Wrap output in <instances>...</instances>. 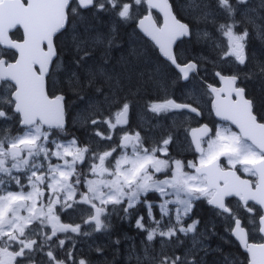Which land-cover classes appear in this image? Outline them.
<instances>
[{"label": "snow or ice", "instance_id": "1", "mask_svg": "<svg viewBox=\"0 0 264 264\" xmlns=\"http://www.w3.org/2000/svg\"><path fill=\"white\" fill-rule=\"evenodd\" d=\"M250 3L188 0L189 15L183 16L175 10L174 0H0V264H93L90 252L81 255L75 243L67 246L66 241L73 240L69 234L88 236L91 232L85 228L96 232L107 229L112 216L120 213L123 221L135 215L134 227L145 234L142 255L131 252L136 264H199L196 245L183 254H177L176 249L184 243L181 236L197 231L200 220L192 219V213L200 200L216 210L225 231L248 254L247 264H264V113L256 110L246 87L238 86L256 73L237 70L223 75L215 71L217 87L199 75L206 71L201 65L207 57L187 60L178 44L194 35L199 38L201 23L211 24L227 38L226 59L219 65L214 61V66L238 69L253 63L264 78V61L248 48L249 25L256 28V36L264 44V25L256 24L257 9L249 7ZM90 8L134 22L154 43L166 65L175 70L174 76L168 77L149 63L136 73L138 90H159L161 83L169 89L197 79L200 99L210 98V110L228 122L215 127L202 124L186 132L195 159L172 157L174 131L150 144V134L142 128L118 129V125H129L134 101L119 97L131 61L125 60L120 71L107 67L108 50L118 47L114 28L87 37L72 28V57L62 60L63 49L57 39L69 33L73 20ZM260 10H264V0ZM84 31L91 30L85 27ZM203 36L211 39L206 31ZM100 46L105 49L103 66L96 71L85 68V61ZM128 56L143 63L144 56L138 51ZM81 69L89 85L98 74L109 84L107 93L95 89L108 104L109 118H102L103 112L94 105L81 117L93 129L87 141L69 137L66 125L71 113L66 91L59 86L66 82L69 90L73 83L83 87L78 74ZM181 99L190 102L168 98L147 107L157 116L174 110L186 111L189 117L203 116L199 99L191 92L182 93ZM117 103L113 123L110 109ZM93 115L101 118L93 119ZM100 124L107 125L105 132L96 130ZM152 192L159 194V203L148 199ZM231 197L238 198L235 207L229 203ZM140 205L144 213L139 212ZM73 215L81 222H62V217ZM158 238L159 249L153 243ZM198 244L199 250H204L203 241ZM94 250L103 251L101 247Z\"/></svg>", "mask_w": 264, "mask_h": 264}, {"label": "flooded vegetation", "instance_id": "2", "mask_svg": "<svg viewBox=\"0 0 264 264\" xmlns=\"http://www.w3.org/2000/svg\"><path fill=\"white\" fill-rule=\"evenodd\" d=\"M175 3V10L177 13L188 16L189 12L186 10V5L183 4L180 0H174ZM92 15L96 16L98 18L104 16L103 13L95 11H86L84 10L82 12V15L79 18H85L86 15ZM155 14V13H154ZM109 18L105 22L107 24V28L115 29L114 35L117 37L116 44L118 47H114L110 50H108L107 57H108V65L107 67L110 69L112 67H115L117 71L121 70V65L124 64L125 60H130L131 64L129 65V68L125 70V78L122 80V83L125 85L124 90L119 94V97H126L129 102L134 101L132 107L130 108L128 119H129V125H118V129H125L130 131H135L139 129H144L145 131L149 132L150 134V144L152 140L160 139L161 135L166 136L168 134V131H174L176 133V143L173 144L170 147V152L172 154V157L174 159H181L184 160V151L188 149L189 154L192 156V158H195V154L189 149L188 141L190 140V136L186 139V132L189 133V130L201 126L202 124H208L210 127L219 126L222 123H218L216 120V117L214 116L213 112L210 110V98H204L200 99V92L199 88L201 85L199 84V81L197 79H191L188 84L185 83H179L174 86V88L165 89L163 83H161V86L159 90L155 87H149L146 90H139L137 92L130 91L131 88H134L136 86V73L141 71L145 66H143L139 59L135 57H129L128 53L130 52L128 46L129 44L133 45V52L138 51L140 54L144 56V61H147L148 63L155 65L161 72L168 77H172L175 74V70L172 69L170 66H167L164 58L160 55L158 50L156 49V46L151 42V40L148 37L143 36L138 29L135 27V23L132 21H121L116 19L112 15H106ZM78 18L74 19L73 22L76 23V20ZM106 28V32H107ZM203 30V29H202ZM209 32V30H207ZM69 33H70V26H69ZM69 33L59 36L57 39V43L59 42H66L67 38L70 39ZM255 39L259 42V38L257 36ZM179 50L184 54L187 60H192L193 58H198L200 56L207 57V62L203 63L201 65L202 69H206V71L201 70L199 75L201 77H204L208 83H216L217 78L213 77V73L215 72L214 69V58L208 56L205 52L201 50V45L199 42V38L197 36H193L190 40L185 38L182 42H179ZM254 45L248 44V48L251 49ZM262 47L264 48V44H262ZM105 49L100 46L97 47L96 50L92 53L91 58H89L86 63H91L93 67V71H96L99 67L102 65V56L104 54ZM69 56H66V54L63 52L62 60L67 59ZM234 60V58H232ZM264 60V56L262 58ZM84 64V65H85ZM249 63L247 67L240 66L238 69L231 68L230 74H232L233 71L241 70L243 73H249L251 72H257L259 73V68L256 67L253 63L252 66ZM96 67V70H95ZM258 69V70H256ZM81 76V80H83V75ZM130 77V78H129ZM250 77L249 79H251ZM248 82H250L248 80ZM255 82V81H254ZM251 83V82H250ZM99 84H103L99 86ZM257 89L259 91H263L264 88V82L262 84L259 82H256ZM87 89L93 93V95L98 98V104L104 106V96L98 95L95 91L96 88H103L104 92L106 93L108 91V82L105 77L101 75H97L96 80L93 82V84L89 85L88 83ZM239 85V84H238ZM60 87H64L65 91L68 93V97L70 96L68 87L60 83ZM216 86H219L218 83H216ZM247 90V89H246ZM175 92V95L173 96L172 93ZM135 92V93H134ZM146 92V94H145ZM191 92L197 99H199V102L203 108V116L200 118H196L194 115L189 117L188 113L186 111L182 110H174L173 112L169 113L167 116L160 115L157 116L155 113H152L149 108L147 107L148 104L152 102H160L164 99L173 98L176 99L177 102L183 103V102H190L186 99H181L182 93H188ZM247 94L250 98L254 100V103L257 108L256 109L260 113H264V106L258 105V94L256 91H250ZM70 99V98H68ZM93 102L92 98L90 101H88L87 104ZM115 103V101H113ZM84 102L82 103V108H86L84 111V115H86L89 111L92 109L89 108V105L87 107L83 106ZM98 110V108L96 107ZM119 110V104L117 103L115 107H112L110 109L111 111V119L112 122H115V112ZM99 111L103 112L102 118H109V108L108 104L105 108L100 109ZM143 117V120H140L139 116ZM74 113L72 112V115L70 118H68L67 121V127H68V134H76L79 132V138L81 140L87 141L88 140V133L93 131L92 128L87 127L83 120L81 118H75L73 117ZM91 118L97 119L101 118L97 115H93ZM226 125V124H224ZM107 129L106 124H100L97 126L96 130L105 132ZM107 134V133H106ZM122 134V133H121ZM143 134V133H142ZM99 139V138H96ZM105 144L104 142H101L100 148L103 150ZM148 146V145H146ZM184 147V148H183ZM86 170V169H85ZM62 222L64 223H80L81 221L76 218L74 215L70 217H62ZM86 229V228H85ZM84 229V230H85Z\"/></svg>", "mask_w": 264, "mask_h": 264}, {"label": "trees", "instance_id": "3", "mask_svg": "<svg viewBox=\"0 0 264 264\" xmlns=\"http://www.w3.org/2000/svg\"><path fill=\"white\" fill-rule=\"evenodd\" d=\"M82 22L83 23L79 24L78 26L79 30L84 31V28L87 27L92 32L100 29L99 25L105 24L104 21L99 22L98 17L95 16L93 18L91 15H87ZM103 28H105L106 30L107 24H105ZM108 32L109 27L107 28V33ZM94 33L90 35H93ZM69 37L71 39V31L69 33ZM70 39L67 38L66 42L62 41L58 43L63 49V52L66 54V56H69L67 60H70L72 57V45L70 43ZM254 52L257 54L258 58L262 60L264 56V49L258 48ZM84 67H91V69L93 70L91 63H86ZM83 71V69L78 70V74L83 75ZM81 81L83 87L73 83L72 89L74 91L68 90L69 93L73 96L71 100L74 99L73 101H78L76 99L75 92H78L80 96L86 97V95H89L92 97L93 102L89 103L88 105H94L96 108L98 106V98H96L93 93H91L87 89V80L84 75L83 80ZM63 84L67 86L66 82H63ZM101 85L103 84H99V86ZM257 87L255 88V91L258 94V105L262 104L264 106V88L263 91H259ZM130 91L137 92L139 90L135 86L134 88H131ZM68 98V93L66 91L67 101L70 100ZM84 109L86 110V108ZM84 109H77L75 111V117L78 119L81 118L82 115H84ZM229 203L233 207L237 205L235 200L233 199H229ZM239 211L241 216L245 215V212L242 209H240ZM215 212L216 210L213 209L212 206L208 205L206 201L200 200L196 202L192 213V219H199L200 224L198 225L196 233H190L188 237L181 236V239L184 241V243L180 248L176 249L177 254H183L186 249H190L194 245H196V255L199 260V264H247L246 255L240 250L237 243L233 240L231 234L225 231L224 223L222 222L221 218L216 216ZM190 222V219H186V223ZM213 224H215L214 231L212 230ZM193 237H195V239ZM144 238L145 234H142L136 228L128 229L127 226L118 228L115 224H113V226L110 227L109 231L105 232L101 238L97 235H93V239L91 243L88 244V246L93 252H95V250L92 247H101L103 249L102 253H98L102 254L101 258L99 260H96L94 264H136L135 255H131V252L135 251L136 253L142 255L141 241L144 240ZM115 240H120V243L115 244ZM201 240L203 241L202 247L204 250H199L201 246L198 244V242ZM153 243L154 246L159 249L160 240H156Z\"/></svg>", "mask_w": 264, "mask_h": 264}, {"label": "rangeland", "instance_id": "4", "mask_svg": "<svg viewBox=\"0 0 264 264\" xmlns=\"http://www.w3.org/2000/svg\"><path fill=\"white\" fill-rule=\"evenodd\" d=\"M183 4H188V0H180ZM258 1L257 0H255L254 1V5H256V3H257ZM85 18H78L77 20H76V23L75 22H72V26L74 25V27L75 28H78V26H79V24H81V23H83L82 21L84 20ZM78 23V24H77ZM107 24H109L108 22H107ZM105 24H103V25H99L100 26V29H98L97 31H94V32H92V31H89V32H85V31H81V30H79V32H80V34H81V36L82 37H87V36H91L90 34H92V33H94L93 35H95L96 33H107L106 31H105V28H103V26H104ZM79 29V28H78ZM128 48H129V50H130V52H133V45H131V44H129V46H128ZM142 55V54H141ZM145 60V59H144ZM214 60H215V57H214ZM139 62L141 63V61L139 60ZM143 66H146V65H148L149 63L147 62V61H144L143 63H141ZM251 66H252V63L250 64ZM95 70H96V67H95ZM256 73V76L254 77V78H251V79H248L250 82H251V84L252 85H249V87L252 89V91H255V88L257 87L256 85V82H259V84L261 83L262 84V82H264V78H262L260 75H259V73H257V72H255ZM255 81V82H254ZM108 89H109V86H108ZM85 93V92H84ZM0 94H3L1 91H0ZM83 97H85V96H83ZM92 97L91 96H89V95H86V97H85V100L83 101L84 102V106L85 107H87L88 106V101H90V99H91ZM76 99L78 100V101H73V103L75 104V105H82V101L78 98V96L76 95ZM74 100V99H73ZM107 106V104H105L104 106H102V105H100V104H98V106H97V108H98V110H100V109H102V108H105ZM74 113V112H73ZM74 118H75V113H74V116H73ZM140 117V120L142 121L143 120V117L140 115L139 116ZM75 120H76V118H75ZM184 148V147H183ZM162 158V157H161ZM196 158V157H195ZM195 158H192V160L193 159H195ZM184 161H186V160H184ZM187 170V169H186ZM158 178H160V179H163L164 177L162 176V175H159L158 174ZM159 203V202H158Z\"/></svg>", "mask_w": 264, "mask_h": 264}, {"label": "water", "instance_id": "5", "mask_svg": "<svg viewBox=\"0 0 264 264\" xmlns=\"http://www.w3.org/2000/svg\"><path fill=\"white\" fill-rule=\"evenodd\" d=\"M234 237V236H233ZM234 239L236 240V238L234 237ZM237 241V240H236ZM238 242V241H237ZM238 244H239V242H238ZM239 246H240V244H239ZM240 248H241V250L243 251V252H245L246 253V251L240 246ZM247 254V253H246ZM247 256H248V254H247Z\"/></svg>", "mask_w": 264, "mask_h": 264}]
</instances>
